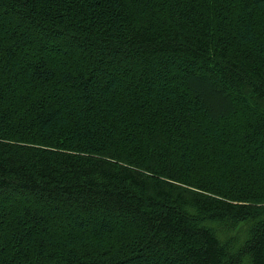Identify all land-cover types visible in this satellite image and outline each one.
Wrapping results in <instances>:
<instances>
[{"label": "trees", "instance_id": "1", "mask_svg": "<svg viewBox=\"0 0 264 264\" xmlns=\"http://www.w3.org/2000/svg\"><path fill=\"white\" fill-rule=\"evenodd\" d=\"M0 264H264V0H0Z\"/></svg>", "mask_w": 264, "mask_h": 264}]
</instances>
